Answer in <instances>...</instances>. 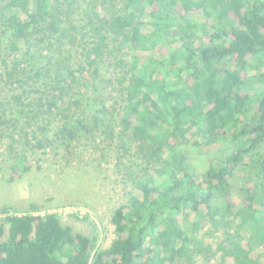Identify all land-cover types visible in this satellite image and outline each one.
I'll use <instances>...</instances> for the list:
<instances>
[{
	"label": "trees",
	"instance_id": "obj_1",
	"mask_svg": "<svg viewBox=\"0 0 264 264\" xmlns=\"http://www.w3.org/2000/svg\"><path fill=\"white\" fill-rule=\"evenodd\" d=\"M78 1L0 0V142L9 152L23 142L56 152L87 140L103 123L89 108L97 104L89 83L127 48L118 126L130 135V144L120 136L124 153L141 160L137 195L114 210L115 237L104 248L35 205L22 214L0 208V264H172L198 255L264 264V0H94L96 11L84 12L91 40L75 65L62 46ZM222 146L200 172L189 147L204 155ZM12 171L10 181L19 177ZM203 221L197 238L182 226L197 233Z\"/></svg>",
	"mask_w": 264,
	"mask_h": 264
},
{
	"label": "rangeland",
	"instance_id": "obj_2",
	"mask_svg": "<svg viewBox=\"0 0 264 264\" xmlns=\"http://www.w3.org/2000/svg\"><path fill=\"white\" fill-rule=\"evenodd\" d=\"M79 1V15L73 16L75 30L70 31V37L62 46V53L71 55L75 65L83 60L84 47L91 40L88 17H84V12L90 13L94 5V0ZM197 20L202 22L203 15H199ZM122 50L121 54H116V58L105 61L98 80L89 83L88 91L91 94L86 96L95 95L97 99V104L91 102L89 108L93 112L99 111L103 123L87 140L83 138L74 147L56 152L47 147L39 152L32 148V143L28 146L23 142L11 153L9 141L5 139L0 142V208L9 206L14 209L12 212L22 214L27 212L29 205H35L39 208L38 213H54L61 224L71 228L74 233L90 237L96 235L100 248L109 246L115 237L111 216L131 195H137L131 179L135 175V167L141 162L132 149L124 153L126 146L120 138L122 136L126 144H130V135L122 134L118 126L124 111L119 85L123 78L121 61L127 62L129 59L128 49ZM1 88L0 84V101L4 98ZM226 149L222 146L218 154L201 155L189 147L200 172L216 163ZM24 167H28V170L24 171ZM13 168L19 177L10 181ZM242 176V172L236 171L231 186L236 202L239 200L237 194ZM184 225L183 229L196 238L207 230L206 221H203V229L197 233L191 231L189 225ZM243 235L246 237L244 230ZM207 239L212 244L218 242L216 236ZM217 261V257L207 261L198 255L191 261L178 258L172 264H217Z\"/></svg>",
	"mask_w": 264,
	"mask_h": 264
}]
</instances>
